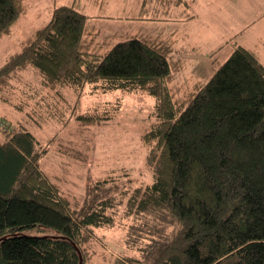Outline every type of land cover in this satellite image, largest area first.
I'll return each instance as SVG.
<instances>
[{"label": "trees", "instance_id": "1", "mask_svg": "<svg viewBox=\"0 0 264 264\" xmlns=\"http://www.w3.org/2000/svg\"><path fill=\"white\" fill-rule=\"evenodd\" d=\"M24 4L0 0V37L12 32ZM50 17L2 64L0 92L32 70L41 87L34 94L54 90L62 101L66 87L76 95L89 85L147 93L155 122L140 138L151 180L121 191L114 179H96L82 204L72 202L39 165L52 140L43 145L23 125L0 121V264H79L80 257L87 264L95 256L92 230L115 226L121 205L122 217L139 222L128 239L148 241L137 247L143 260L123 255L116 264H264V65L257 55L235 46L208 80L179 96L169 80L184 64L171 40L143 35L110 44L76 8L58 6ZM114 110L87 122L110 120Z\"/></svg>", "mask_w": 264, "mask_h": 264}, {"label": "rangeland", "instance_id": "2", "mask_svg": "<svg viewBox=\"0 0 264 264\" xmlns=\"http://www.w3.org/2000/svg\"><path fill=\"white\" fill-rule=\"evenodd\" d=\"M164 1L25 0V12L12 32L0 37V67L25 38L49 21L54 8L63 5L87 15V27L99 30L98 38H108L110 44L143 35L171 40L174 55L184 64L174 81L169 80L171 88L172 84L179 88V96L191 91L197 81L208 80L213 66L224 62L235 46L252 50L264 64V0ZM22 75L21 82H12V91L0 92V121L23 125L43 145L52 140L39 165L61 194L82 204L96 179H114L121 191L149 184L152 172L144 161L148 149L140 135L155 122L150 95L119 90L104 93L89 85L78 95L68 87L60 89L62 101L54 90L34 94L41 87L32 70ZM54 108L53 114L48 113ZM113 108L112 119L87 122ZM123 208L121 205L117 210L115 226L92 230L88 248L95 256L87 264H116L115 259L123 255L143 260L138 248L148 240L128 239L127 229L139 222L122 217Z\"/></svg>", "mask_w": 264, "mask_h": 264}, {"label": "crops", "instance_id": "3", "mask_svg": "<svg viewBox=\"0 0 264 264\" xmlns=\"http://www.w3.org/2000/svg\"><path fill=\"white\" fill-rule=\"evenodd\" d=\"M257 58H258V60L260 61V63L262 64V62H261V60H260V57H259V55H257ZM262 65H264V64H262Z\"/></svg>", "mask_w": 264, "mask_h": 264}, {"label": "water", "instance_id": "4", "mask_svg": "<svg viewBox=\"0 0 264 264\" xmlns=\"http://www.w3.org/2000/svg\"><path fill=\"white\" fill-rule=\"evenodd\" d=\"M79 264H82V260H81V257H80V260H79Z\"/></svg>", "mask_w": 264, "mask_h": 264}]
</instances>
